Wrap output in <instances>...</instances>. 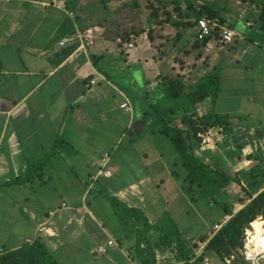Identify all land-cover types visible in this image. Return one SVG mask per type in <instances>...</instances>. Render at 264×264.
Listing matches in <instances>:
<instances>
[{
    "label": "crops",
    "instance_id": "0c3cea01",
    "mask_svg": "<svg viewBox=\"0 0 264 264\" xmlns=\"http://www.w3.org/2000/svg\"><path fill=\"white\" fill-rule=\"evenodd\" d=\"M212 1L197 5L223 9L221 26L233 30L236 38L221 50L217 32L211 40L214 48L207 51L197 42L196 18L184 22L188 25L183 30L181 15L193 12L186 3L180 6L181 13L167 7L172 22L164 16L157 24L148 8L144 12L133 0L98 1L99 16L92 22L82 16L86 4L82 0H0V234L18 241L11 248L1 245L0 250H15L37 238L48 247L61 238L70 242L85 222L91 223L90 232H106L96 211L87 205L91 194L96 200L108 194L146 212L149 154L165 163L166 144L151 145L152 138L160 135V111L174 109L181 116V102L166 97V79L181 76L189 90L218 70L220 91L216 99H208L213 108L209 111L215 113L216 104L220 114L224 82L241 81L252 88L253 93L245 95L257 97L251 101L261 112L258 121L264 122V0L244 4L223 0L221 6ZM90 27L100 28L93 46L81 49L77 41L60 46L77 30ZM126 35L133 38L131 50L117 44V38ZM93 80L95 85L90 84ZM203 104L200 114L207 112ZM221 114L228 117L224 108ZM249 129L239 128L238 133L249 134L253 146L263 147L256 127ZM226 138L222 136L211 152H219L234 172L250 174L258 163L257 150L247 144L244 154L236 157L237 140ZM106 155L110 158L104 165ZM134 166L145 170L144 176L119 184ZM255 183L250 189L254 196L264 190ZM180 189L184 196L186 190ZM135 196L136 207L129 204ZM185 200L191 207L188 195ZM237 206L236 211L243 208ZM163 214L157 213L158 218ZM92 239L91 254L96 255L101 246Z\"/></svg>",
    "mask_w": 264,
    "mask_h": 264
},
{
    "label": "trees",
    "instance_id": "16d2710c",
    "mask_svg": "<svg viewBox=\"0 0 264 264\" xmlns=\"http://www.w3.org/2000/svg\"><path fill=\"white\" fill-rule=\"evenodd\" d=\"M197 1L170 0V6L176 7L174 9L176 12L181 13L180 6L183 3H186L189 10H193L191 14L181 15L183 30L188 25L186 23H191L192 18H196V23L199 19L205 18L216 21L220 25L224 24L223 9L204 4L200 6L197 5ZM149 2L150 4L148 3L146 7L150 11L152 20L157 24H162L161 18L165 16L163 20L172 22L171 13H167V7L160 0L157 3L151 0ZM133 3L134 6H140L136 0H133ZM261 19L264 22V13ZM123 38L129 40V35ZM202 44L205 45V43ZM220 81L221 73L218 70L201 78L189 90L183 84L181 76L164 80L166 97L181 102L179 108L181 116H175L174 113L178 110L173 109L166 112L161 110L162 126L159 134L169 140L178 156V165L184 174L185 190L192 203L196 201L194 195H202L209 203L219 205L224 217H228L229 220L224 224L219 223L222 227L217 232L212 229L213 225L210 226L209 231H212L210 236L204 234L188 238L186 230L181 228V223L174 221L168 215H164L156 223H150L141 210L131 208L120 200L105 194L121 224L127 229L128 227L136 229L139 226L143 231L138 238L136 264H206V260L214 264H226L228 260L234 264L237 262L246 264L239 254V250L243 247L244 232L258 218H264V190L254 196L255 194L250 193V189L257 184L255 182L264 188V184L260 182L264 180H255L256 171L250 174L234 172L219 152L202 150L203 138L208 133H216L220 136H227L226 141L237 140L236 157H240L247 146V138H251L247 133L243 132L241 135L238 133L239 128L246 127L237 118L221 117L212 111H207L205 114L199 113L200 106L206 100L218 97ZM255 127L256 124L250 126V128ZM256 131L264 143V132L257 127ZM246 157L250 158V156ZM255 159L258 161V157ZM262 177L264 178V171L261 173ZM244 181L248 183V188L243 186ZM233 186H238L242 195H237L234 202L229 204L221 199V196L232 195L233 193L229 192ZM236 205L243 208L236 211ZM142 234L145 236L141 237ZM0 264L59 263L51 254L47 242L42 238H37L15 250H0Z\"/></svg>",
    "mask_w": 264,
    "mask_h": 264
},
{
    "label": "rangeland",
    "instance_id": "374dc122",
    "mask_svg": "<svg viewBox=\"0 0 264 264\" xmlns=\"http://www.w3.org/2000/svg\"><path fill=\"white\" fill-rule=\"evenodd\" d=\"M66 1L71 3L72 1L74 2L78 0ZM98 1L100 0H82V3H86L81 11L82 16L85 15V20H91L92 22L97 14L99 16V9L97 8L99 7L98 3L100 2ZM116 1L118 0H115V3H117ZM136 1L140 5L139 7H142L144 12L147 11L145 7L148 5V3L150 4V0ZM151 1L157 3L159 0ZM198 1L204 2L205 0ZM222 1L223 0H213L212 3L214 6H221ZM247 1L251 0H235L234 2H240L244 4ZM160 2L164 6L168 8L170 7V0H160ZM116 6L117 5H115V8ZM140 8L139 10L141 11ZM77 10L79 9L77 8ZM137 20H140L139 17H137ZM139 42H137V47H139ZM138 49L140 50V48ZM224 83V96H221V101L219 104V116H223L221 111L224 108L228 113V115L225 116L241 120L240 123L248 128V130H250L249 128L251 125L256 124V127L260 128L261 131L264 132V122L259 124L258 121V119L261 118V112L258 109H255V107L257 108L258 105H255L254 103L252 104L251 101V99H257V97L254 96L250 98L246 97L245 95L253 93L252 88H248L246 83L241 81L234 82L228 80ZM243 96H245V98H243ZM225 98H232L233 101H224L223 99ZM175 107H177V105H175ZM213 107L215 108V113L218 114L216 111L217 105L215 104ZM203 108L204 112L209 111L210 108L213 109L211 106L209 108V100L204 102ZM175 116L179 117L180 114L177 112L175 113ZM243 119L244 121L242 122ZM210 139L212 145L210 146L209 150H216L217 146H219V144L222 142V136L218 137L216 133H212V137ZM152 140V146H154V144H166L167 147L164 154L165 163L163 160L158 161L155 153H150L148 157V162L150 165V180H148V184L145 188L146 190L144 189V192L147 195V201L145 204L146 212L144 214L148 218V221L150 223L158 222L160 217L158 218L157 213L160 214L164 211L165 214H163V216L168 215V217H171L174 221L181 223V228L183 227V229L186 230V235L188 238H195L198 235L200 236L209 234V227L212 226L213 223L217 221L223 222L225 217L222 208L215 203H209L208 200L202 195H194L196 201L191 205V207H189L187 201L185 200V196L188 195L187 192L185 191L186 193H183L184 196H182V192H179L181 191V187H184L185 189V183L183 171H181V168L178 165V156L176 152L174 151L169 140L165 139L164 137L159 135L155 136V138H152ZM160 140H162V142H159ZM250 140L251 139L248 137L247 142L245 140L243 141L246 142V144H248L252 150H257L258 153V163L256 167L252 169V171H256L255 180H264L263 177V179L261 178V173L264 171V146L262 147L258 144H255L257 146H253L252 141ZM157 162H159V165H157ZM135 167L137 166H134L133 173L127 175L124 173V176L119 179V184H128L130 182L137 181L139 178L144 176L145 170ZM175 172H177L176 175H172V173ZM248 180L251 179L248 178ZM260 182L261 184H264V182ZM235 191H239L238 186H233L229 193H233ZM237 195H223L221 196V199H223L225 202H228L229 204H232ZM94 196V194L90 195L87 205H90L91 208L96 211L99 221H103L107 231L99 234L98 232H90L92 229L91 223L85 222L83 230L75 228L76 231L79 230L80 232L79 235H75L77 234V232H75V237L71 235L73 237V241L65 242L64 239L61 238L60 241H57V244L49 246L51 254L59 264H136V260H138L136 258L137 244L139 242L138 238H140V233H143L141 227L139 228L138 226L136 229L133 227H128L127 229L126 226L121 224L119 219L116 217L108 198L106 199V196L102 195L96 196V198L99 199L96 200L93 198ZM132 200L134 202L131 201L129 204L136 207L137 205L135 202L138 200L137 197H133ZM87 221H89V219ZM65 232L62 233L63 237H68L64 236ZM13 234L14 233L12 232L11 234H7V236H12ZM4 235L5 234L3 233L0 234V246L5 245L6 248H11L12 245H18V241H11L10 238H4ZM144 236L145 234L141 235V237ZM94 237L97 239V245H100L106 249V254H91V247H94L92 238ZM108 238L112 239V242H114L112 248L108 246ZM3 239H6L7 241ZM228 262H226V264H234L231 260H228ZM208 264L214 263L209 261ZM235 264L241 263L237 262Z\"/></svg>",
    "mask_w": 264,
    "mask_h": 264
},
{
    "label": "built area",
    "instance_id": "2783aa9c",
    "mask_svg": "<svg viewBox=\"0 0 264 264\" xmlns=\"http://www.w3.org/2000/svg\"><path fill=\"white\" fill-rule=\"evenodd\" d=\"M197 32L196 39L200 43H205V48L207 51L212 50L213 44L211 40L216 36L217 32L219 33V40L217 47L219 49H224L226 46L232 44L236 38V33L226 27L221 26L216 21H210L205 18H201L197 22ZM100 32L99 27H90L84 30H77L76 33L68 38L63 39L60 42V46L64 47L68 42L77 41L80 44L81 49L86 47H91L94 45L97 38V34ZM117 44L122 48L131 50L134 48L133 38L125 40L123 37L117 38ZM91 85H95L96 81L93 80L90 82ZM122 109H127V105H122ZM212 134L208 133L202 141V150H209L211 143ZM109 155H106L102 162L106 165L109 161ZM105 175H109V172H106ZM66 206L63 205V208ZM260 222L262 226L260 227V232L255 227V224ZM221 225L214 226V231L217 232L221 229ZM114 243L112 241L108 242V246L111 247ZM264 245V218L260 217L255 222L250 225V228L246 229L244 232L243 238V247L240 250V255L246 264H264V248L261 247ZM97 254H105L106 249L104 247H99L96 250ZM228 262V261H227ZM208 264V261H205ZM229 263V262H228Z\"/></svg>",
    "mask_w": 264,
    "mask_h": 264
},
{
    "label": "bare ground",
    "instance_id": "6f19581e",
    "mask_svg": "<svg viewBox=\"0 0 264 264\" xmlns=\"http://www.w3.org/2000/svg\"><path fill=\"white\" fill-rule=\"evenodd\" d=\"M262 226V224L260 222L255 224V227L257 228V230H259L258 232H260V227Z\"/></svg>",
    "mask_w": 264,
    "mask_h": 264
},
{
    "label": "clouds",
    "instance_id": "9594fccd",
    "mask_svg": "<svg viewBox=\"0 0 264 264\" xmlns=\"http://www.w3.org/2000/svg\"><path fill=\"white\" fill-rule=\"evenodd\" d=\"M262 248H264V245H261Z\"/></svg>",
    "mask_w": 264,
    "mask_h": 264
}]
</instances>
